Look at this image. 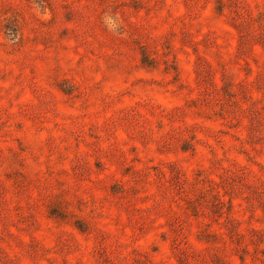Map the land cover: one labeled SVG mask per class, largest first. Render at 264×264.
Segmentation results:
<instances>
[{
	"label": "rangeland",
	"instance_id": "1",
	"mask_svg": "<svg viewBox=\"0 0 264 264\" xmlns=\"http://www.w3.org/2000/svg\"><path fill=\"white\" fill-rule=\"evenodd\" d=\"M0 264H264V0H0Z\"/></svg>",
	"mask_w": 264,
	"mask_h": 264
},
{
	"label": "clouds",
	"instance_id": "2",
	"mask_svg": "<svg viewBox=\"0 0 264 264\" xmlns=\"http://www.w3.org/2000/svg\"><path fill=\"white\" fill-rule=\"evenodd\" d=\"M106 24L109 26L110 30H112L115 26V21L109 14H106Z\"/></svg>",
	"mask_w": 264,
	"mask_h": 264
}]
</instances>
